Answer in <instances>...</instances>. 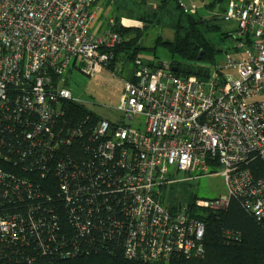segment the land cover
Returning a JSON list of instances; mask_svg holds the SVG:
<instances>
[{
  "label": "built area",
  "instance_id": "2783aa9c",
  "mask_svg": "<svg viewBox=\"0 0 264 264\" xmlns=\"http://www.w3.org/2000/svg\"><path fill=\"white\" fill-rule=\"evenodd\" d=\"M98 1L0 0V264H57L111 241L146 264L203 258L205 223L161 202L179 173L224 177L227 194L196 210L238 199L264 221V0L229 1L222 20L239 39L203 79L137 60L119 109L130 124L80 114L66 86L78 61L89 76L109 69L123 42L115 19L94 27Z\"/></svg>",
  "mask_w": 264,
  "mask_h": 264
},
{
  "label": "trees",
  "instance_id": "16d2710c",
  "mask_svg": "<svg viewBox=\"0 0 264 264\" xmlns=\"http://www.w3.org/2000/svg\"><path fill=\"white\" fill-rule=\"evenodd\" d=\"M222 0H213L205 5V10L213 11ZM145 6L144 9H146ZM149 7V6H148ZM224 12L226 8L223 9ZM199 9L195 13L184 10L180 0H162L156 7L150 6L144 10L137 21L143 28L123 27L116 18V31L122 36L123 42L114 49L115 60L110 65L114 71L116 64L122 63L132 66L131 73L137 60L141 59L143 50L147 48L142 40L149 29L160 30L167 28L173 31L172 39H164L160 32L157 35L154 47L165 48L171 56L172 70L180 77H196L203 79L208 75L205 69L217 63L220 50L212 42L214 34L221 31L215 23L222 19V14L210 17L204 16ZM137 15V14H136ZM230 35L224 34L227 38ZM201 55V60H198ZM149 66L161 61L142 60ZM127 67H125L126 69ZM80 114H85L84 106H77ZM162 189V193L163 190ZM198 200V199H196ZM195 200V201H196ZM192 206L194 218L202 220L206 225L204 239L205 255L198 259L176 258L169 264H264V221H257L243 208L240 200L232 199L228 208L221 213L196 210ZM161 202L170 209H175V203L167 204L161 194ZM231 232L239 241H229L225 232ZM57 264H146L139 261L128 260L119 243L111 241L108 248H95L84 252L75 259H65Z\"/></svg>",
  "mask_w": 264,
  "mask_h": 264
},
{
  "label": "rangeland",
  "instance_id": "374dc122",
  "mask_svg": "<svg viewBox=\"0 0 264 264\" xmlns=\"http://www.w3.org/2000/svg\"><path fill=\"white\" fill-rule=\"evenodd\" d=\"M162 0H99L96 7V18L94 27L100 24H106L110 18L119 19L123 27L128 28H143V24L138 22V17L144 10H148L150 6L156 7ZM184 6L195 4L199 11L210 17L224 13V8L227 7L230 0H222L219 5L211 12L205 10V5H208L213 0H180ZM146 7V9H144ZM149 6V7H148ZM137 14V15H136ZM223 15V14H222ZM127 23V24H126ZM219 25L221 31L214 34L212 42L216 48L220 50L217 57V62L224 61L228 54H232L237 45V26L233 22H225L222 19L215 21ZM103 30L106 27L103 26ZM102 30V31H103ZM145 33L142 40L143 44L149 48L141 51V57L144 60L170 62L171 56L169 52L159 46L154 47V42L160 32L164 39H172L173 31L157 27L149 29ZM230 36L225 38L224 34ZM122 63L116 64L114 71L110 69H99L94 75L89 76L83 72V62L78 61L76 66H73L67 75V87L71 89L72 96L79 100L86 111L91 112L99 117L107 119L116 124H130L119 110L125 98V81L132 79V73L126 71L125 67L132 69V66H127ZM133 72V71H132ZM179 180L176 183L168 185L163 190L164 201L167 204L181 202L184 206L192 204L196 199L213 200L227 194V189L224 177L220 172L209 176L196 179L193 174L179 173L172 177ZM163 189V188H162Z\"/></svg>",
  "mask_w": 264,
  "mask_h": 264
},
{
  "label": "crops",
  "instance_id": "0c3cea01",
  "mask_svg": "<svg viewBox=\"0 0 264 264\" xmlns=\"http://www.w3.org/2000/svg\"><path fill=\"white\" fill-rule=\"evenodd\" d=\"M97 5H98V3L96 4V7H97ZM126 69H127V70H126L127 72H128V71L131 72V70H132V69H130L129 67H127Z\"/></svg>",
  "mask_w": 264,
  "mask_h": 264
},
{
  "label": "water",
  "instance_id": "95a60500",
  "mask_svg": "<svg viewBox=\"0 0 264 264\" xmlns=\"http://www.w3.org/2000/svg\"><path fill=\"white\" fill-rule=\"evenodd\" d=\"M198 60H201V55H199Z\"/></svg>",
  "mask_w": 264,
  "mask_h": 264
},
{
  "label": "bare ground",
  "instance_id": "6f19581e",
  "mask_svg": "<svg viewBox=\"0 0 264 264\" xmlns=\"http://www.w3.org/2000/svg\"><path fill=\"white\" fill-rule=\"evenodd\" d=\"M116 21V20H115ZM127 24V23H126Z\"/></svg>",
  "mask_w": 264,
  "mask_h": 264
}]
</instances>
